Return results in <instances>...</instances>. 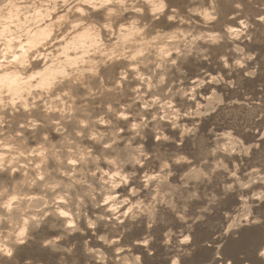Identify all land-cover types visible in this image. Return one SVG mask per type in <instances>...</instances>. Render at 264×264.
I'll list each match as a JSON object with an SVG mask.
<instances>
[{
    "label": "rangeland",
    "instance_id": "374dc122",
    "mask_svg": "<svg viewBox=\"0 0 264 264\" xmlns=\"http://www.w3.org/2000/svg\"><path fill=\"white\" fill-rule=\"evenodd\" d=\"M163 1H129L150 43L98 56L102 80L87 71L81 97L64 94L49 139L37 138L42 114L7 109L0 137L17 147L29 134L26 164L0 167V244L12 248L0 264H264V0ZM27 193L44 203L1 206ZM24 212L35 219L18 242Z\"/></svg>",
    "mask_w": 264,
    "mask_h": 264
},
{
    "label": "bare ground",
    "instance_id": "6f19581e",
    "mask_svg": "<svg viewBox=\"0 0 264 264\" xmlns=\"http://www.w3.org/2000/svg\"><path fill=\"white\" fill-rule=\"evenodd\" d=\"M129 1L130 0H0V124L2 125L4 123L6 116H10L11 111L7 112L8 108L13 111L17 107L21 108L18 111H22L23 109L25 114H22L24 115L22 117L27 116L28 119L35 114H42L43 118L45 117V122L43 123L46 124L37 132V138H43L45 140L49 137H46L49 130L57 127L52 123V121L56 119V113L58 114L60 111L63 112L65 109V102H63L64 94L70 92L73 97L76 94L80 96V89L83 88H80L81 86L79 87V84H84L85 88L87 80L84 78V74L87 71H90L97 80V71L99 69L98 62L101 60H98V56H109L111 59L119 57L118 60H120L125 59L128 55L133 58L139 55L143 51V46L145 47V45L150 42H148V38L144 36L141 27L136 24V21L125 17L124 14L126 10L131 11L132 8H135L134 5L130 8L131 3H129ZM145 1L148 3L150 12H154L165 6L163 0ZM127 48H132L131 52L127 51ZM158 50L162 55L164 48L160 46ZM107 73L110 72L108 71ZM101 74L99 76H102ZM95 78L93 80H95ZM92 83L93 82H90L86 86L91 88ZM83 90L81 92H83ZM17 114L12 115L13 119L15 118L16 120L21 117V115L17 116ZM61 115L59 114V116ZM57 119L59 118L57 117ZM34 122L36 121L34 120ZM20 125H22L21 122ZM22 132L25 133H23L24 135L21 137L24 143V141L28 139L29 133L26 129L22 130ZM20 134L21 133L17 135L21 136ZM37 134L35 132V135ZM11 139L7 138V136L0 137V145L8 149L11 153L9 155L10 157L6 159L5 153L0 152V167L7 161L9 164L8 167L10 168L9 170H12V173H10L12 175L13 168L16 170L18 163L21 162L22 164L19 158L22 154L25 155V151L22 145L23 143L15 147L11 144ZM42 148L44 149L45 147ZM115 148L117 149V147ZM33 151L39 153L40 148ZM37 161L40 164L42 163V165L46 164L48 162L47 155L40 152ZM23 164L25 165L26 163ZM34 167L35 169L41 168L39 164ZM1 168L4 169L5 167L2 165ZM6 170L8 169L6 168ZM22 171H24V169ZM25 171L23 173H25ZM10 174L4 173L1 181L5 182V178L9 177ZM28 176L26 172L23 176V181L22 179L21 181L18 180L20 182L16 181L18 176L16 179L13 176L16 181L14 182L15 193H19L20 187L23 186H21L20 183L23 182L24 184V181L28 180ZM13 178L9 181L11 182L14 180ZM33 181L35 180L33 179ZM36 181L31 184H37ZM31 184L28 185L31 186ZM28 193L32 194V192ZM28 193L27 195H29ZM27 195L25 194L24 196L27 197ZM34 195H29L27 200L24 196V198H19L17 194H14L12 199L4 201L1 206H4L5 211L8 212L9 215H14V213L23 210V208H36L44 203V198H42V196L38 198ZM26 200L28 202H26ZM107 209L110 212L116 210L113 205H107ZM55 211L57 216L67 213L60 206L57 207ZM25 212V215H21V217L24 216V219L21 221V224L19 223L20 230L18 234H16L17 239L14 240H20L21 236L29 229V225L33 221L32 219H35L31 218L34 213L29 216L28 214L26 215ZM29 222L30 224H28ZM10 247L8 244L6 246V243L0 244V251L3 252V255H6L8 252L12 251Z\"/></svg>",
    "mask_w": 264,
    "mask_h": 264
}]
</instances>
